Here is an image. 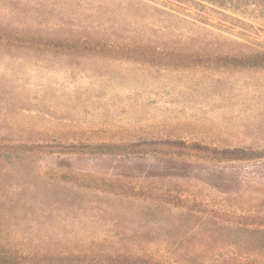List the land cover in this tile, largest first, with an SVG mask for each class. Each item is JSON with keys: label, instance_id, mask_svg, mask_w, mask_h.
I'll return each instance as SVG.
<instances>
[{"label": "rangeland", "instance_id": "rangeland-1", "mask_svg": "<svg viewBox=\"0 0 264 264\" xmlns=\"http://www.w3.org/2000/svg\"><path fill=\"white\" fill-rule=\"evenodd\" d=\"M239 263L264 0H0V264Z\"/></svg>", "mask_w": 264, "mask_h": 264}, {"label": "trees", "instance_id": "trees-1", "mask_svg": "<svg viewBox=\"0 0 264 264\" xmlns=\"http://www.w3.org/2000/svg\"><path fill=\"white\" fill-rule=\"evenodd\" d=\"M237 1V0H236ZM220 3L223 2V1H219ZM240 264V263H239Z\"/></svg>", "mask_w": 264, "mask_h": 264}]
</instances>
